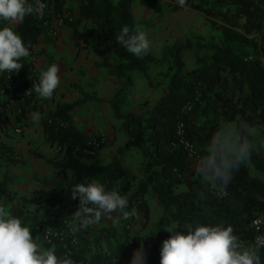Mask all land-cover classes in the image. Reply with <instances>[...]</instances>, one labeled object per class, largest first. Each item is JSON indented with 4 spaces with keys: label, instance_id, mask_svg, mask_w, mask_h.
<instances>
[{
    "label": "trees",
    "instance_id": "1",
    "mask_svg": "<svg viewBox=\"0 0 264 264\" xmlns=\"http://www.w3.org/2000/svg\"><path fill=\"white\" fill-rule=\"evenodd\" d=\"M46 1L43 16H26L13 28L28 47L29 54L40 35L49 29L51 21L58 19L72 28L76 46L107 41L115 54L117 71L125 77L126 85L131 84L134 71L150 80L148 67L155 58L150 54L138 58L116 40L122 26L127 25L135 31L132 0H78L77 13L66 7V0ZM139 3L155 12L182 8L198 11L219 31L216 41H197L194 65L189 69L184 68L181 56L182 52L189 50L188 40L168 49L164 54L168 58L167 69L163 72L168 78L167 86L149 114L124 113L123 91L116 92L112 104L114 114L123 121L128 137L125 146L138 148L144 156V180L130 192L132 184L119 159L114 158L105 165H87L80 161L82 157L93 156L85 152L84 148L90 144L69 117V112L79 102L58 106L43 122L46 141L58 147V154L46 161L52 163L59 173H64L66 168L72 170L74 181L67 195L72 196L71 188L76 184L99 180L106 190L114 189L126 196L127 209L135 208L142 214L145 224L150 218L145 195L151 189L162 207V215L154 232L141 237L148 254L147 264H159L162 241L174 231H185L186 225H231L241 241H252L256 235L252 222L261 218V234L264 236V180L253 177L248 167L250 163L255 170L264 173V152L256 150L252 136L251 158L234 173L223 193L191 170L192 159L182 142L193 143L200 158L210 137L224 122L242 123L250 128L259 125L264 131V0H187L184 7L177 0H139ZM81 22H84L82 28L79 26ZM204 49L206 53H203ZM200 50L203 52L199 53ZM8 75L7 72L0 73V128L3 127V114L7 112L6 102L11 94ZM29 84H33V80L24 85ZM190 102H193L192 108L184 112L183 108ZM25 113L24 107L15 116V122H19ZM199 118L200 122L195 121ZM179 121L183 124L182 136L176 133ZM180 185L185 188L177 192ZM78 202V198L73 199L72 205ZM56 206V203L50 204V208ZM63 222L62 212L52 218L48 210L41 230H44L43 223L59 230ZM173 228L176 229L171 230ZM135 240L118 255L96 252L87 263L122 262L132 252ZM52 241L57 255L62 258L63 243L53 236ZM44 245L50 247L46 242ZM260 255L261 264H264V249L260 250Z\"/></svg>",
    "mask_w": 264,
    "mask_h": 264
},
{
    "label": "crops",
    "instance_id": "2",
    "mask_svg": "<svg viewBox=\"0 0 264 264\" xmlns=\"http://www.w3.org/2000/svg\"><path fill=\"white\" fill-rule=\"evenodd\" d=\"M18 23L0 21V25L12 29ZM72 32L71 27L54 19L34 47L33 52H37L34 80L39 82L40 74L53 63L60 68L61 83L53 96H39L38 110L26 112L17 122L24 124L21 133H15L10 128L15 125L11 117L3 116V127L0 128V207L29 225L34 239L45 249L53 248V245H44L41 223L48 210L52 218L62 212L69 230L77 237L73 247L74 264H88V259L96 252L110 256L122 253L129 246L128 236L136 235L140 238L135 240L133 252L141 245L142 236L154 232L162 215V207L149 189L145 195L150 207L147 224L143 222L142 214L132 208L126 209L130 215L127 219L121 217L119 224L116 223L119 216L113 213L96 224L81 226L78 231H73L72 220L79 202L72 205L73 197L67 195V190L74 177L71 169L66 168L64 173H59L52 163L46 161L58 154V148L56 144L45 139L42 124L45 112L55 111L63 104L79 102L69 112L74 126L82 132L87 143L100 135L106 140L96 155L88 157V161H85L87 157H82L80 161L87 165H105L117 158L131 184L138 183L145 178L142 169L144 156L138 148L125 146L128 137L123 129L122 119L114 114V96L116 92L123 91L124 113L147 115L165 92L168 78L150 84L146 78H140L134 71L131 73V84L126 85L125 77L117 71L116 57L107 41L81 43L76 46ZM187 53L182 52L181 56L185 62L184 68L189 69L194 65V59L187 65ZM28 60L29 58H24L21 62L24 65L13 73L17 85L30 78L27 72L29 69L26 68ZM134 188L135 186L131 187ZM184 188V185H180L176 191ZM33 199L41 201H23ZM54 203L57 206L50 208V204ZM128 221L129 230L124 233L123 227ZM43 225L50 227L46 223ZM132 252L124 261L113 264H128Z\"/></svg>",
    "mask_w": 264,
    "mask_h": 264
},
{
    "label": "clouds",
    "instance_id": "3",
    "mask_svg": "<svg viewBox=\"0 0 264 264\" xmlns=\"http://www.w3.org/2000/svg\"><path fill=\"white\" fill-rule=\"evenodd\" d=\"M177 3L184 7L187 0H177ZM44 8L41 0H0V21L22 22L32 14L43 16ZM116 40L138 58L150 50L147 35L127 25L122 26ZM28 56L29 49L21 36L11 27L0 25V73L18 71L24 65L21 59ZM59 72V66L53 63L40 74L35 92L41 98L53 96L61 83ZM253 134L254 130L246 124L222 123L196 162L200 177L223 193L234 173L251 158ZM71 193L73 199H79L72 220L73 231L96 224L116 212L124 219L130 215L126 211L127 198L117 190H106L99 181L76 184ZM184 228L185 231H174L162 241L159 264H261L264 237L245 244L231 225L200 223ZM147 260V250L141 243L132 252L128 264H147ZM0 264H74V261L70 254L61 258L55 248H43L34 239L29 225L0 207Z\"/></svg>",
    "mask_w": 264,
    "mask_h": 264
},
{
    "label": "rangeland",
    "instance_id": "4",
    "mask_svg": "<svg viewBox=\"0 0 264 264\" xmlns=\"http://www.w3.org/2000/svg\"><path fill=\"white\" fill-rule=\"evenodd\" d=\"M113 1H117V0H113ZM44 2L45 4H47L46 0H44ZM66 6L72 8L74 13H77L79 8V1L76 0L75 2H72V0H66ZM132 12L135 19V31L138 29L140 31H143L147 35V37L150 40V50L147 54H150L155 58V62L150 64L148 67V74L150 77V80L148 81L150 82V84L151 83L155 84L165 79L163 72H165L167 69L166 61L168 60V58H166L164 54H166L168 49H170L174 44L176 43L183 44L187 40L188 42H190L188 53L185 54V61L188 65L194 59V55L196 54L195 51L197 48L196 44L198 43L197 42L198 40L204 42L216 41L217 38L219 37V31L210 24V22L205 18V16L202 13L189 8H182L176 11L163 9L161 12H155L153 10H148L144 8L139 3V0H132ZM83 25L84 22H81L79 25L80 28H82ZM202 52H203L202 50L199 51V53ZM206 52L207 50L204 49L203 53ZM27 58H29V60L26 63L27 66L26 68L29 69V71L27 72L29 73L28 75L30 76L28 81L33 80V84H29V85H32L34 88L35 100H34V104L30 103V105L27 106L25 103L27 100L23 103L20 100H18L16 97H8V100L6 102L7 112H5L3 116L11 117L12 121H15L14 120L15 116L19 114L24 107L26 108V112L32 110L37 111L39 108L40 97L39 94L35 92V86L38 84V82L36 81V79L34 80V75H35L34 64L36 62L35 58H37V52L30 53ZM137 74L139 75L140 78H145V76H143L141 73L137 72ZM8 76H9L8 81L10 87L13 90L20 91L25 87L24 85L25 81L20 82L18 85L15 84L13 73L11 74L9 73ZM32 106L34 107L32 108ZM52 112L53 110L49 112H45L44 115L45 118H43L42 121L44 122L45 120H47L51 116ZM195 121L200 122L201 119L200 118L195 119ZM23 126L24 124L15 122V125L14 124L11 125L10 128H12V130H14V132L16 133L15 129L16 128L23 129ZM252 129L254 130V134L252 135V141L255 145L256 150L264 152L261 146V142L264 138L263 127L257 125L254 126ZM88 159H89L88 157L85 158V161H88ZM198 159H199V154L197 153V157L192 159L193 167L191 168V170L195 174L198 173V171L196 170V162ZM248 167L250 170V174L253 177L264 180V173L255 170L250 163H248ZM139 183L140 182L132 183V187L135 186V188L131 189L130 192L135 190L138 187ZM116 215L119 216L116 219V223L119 224L122 216L120 213L118 214V212H116ZM128 225H130V221L126 222L124 225L123 227L124 233L128 232L129 230V228H127ZM112 228L115 229L114 227ZM46 230H50V227H44L43 232H45ZM43 232L41 233L43 234ZM128 238H129L128 244H130L132 240L139 239V236L136 235L132 237L128 236Z\"/></svg>",
    "mask_w": 264,
    "mask_h": 264
},
{
    "label": "built area",
    "instance_id": "5",
    "mask_svg": "<svg viewBox=\"0 0 264 264\" xmlns=\"http://www.w3.org/2000/svg\"><path fill=\"white\" fill-rule=\"evenodd\" d=\"M41 2L45 5V8H46V4H45L44 0H41ZM9 88L11 89V94H9V97H16L18 100H20L23 103L27 100V101H29V105H30V103L34 104V100H35L34 99V88L32 85H27L23 89H21L20 91H15L10 86H9ZM262 100L264 102V92L262 94ZM192 106H193V102L188 103L183 108V111L184 112L189 111L192 108ZM15 131H16V133H21V128H16ZM176 133L178 136H182L183 124L180 121L177 124ZM182 142L185 145V147L187 148L190 159H194L195 157H197V151L195 149L194 144L184 142V141H182ZM105 143H106L105 137L103 135H100L98 137H95L89 143L90 146L88 148H84V150L88 155L94 156L103 147V145ZM261 146H262V149L264 150V138L261 142ZM252 226L254 228L256 235L254 236V239L252 241H242L245 244H253V243H255V241L258 237H264L261 234V227H262V219L261 218H257L255 220H253ZM52 236L59 238L60 241L63 243L62 258L64 256H67L70 254L71 258L73 259V247L77 242V237H76V235L73 234L72 231L69 230L66 220H64L63 226L59 230H55V229L50 228V230H46L45 232H43V234H42L43 242H46L49 245H53L54 242L52 241Z\"/></svg>",
    "mask_w": 264,
    "mask_h": 264
}]
</instances>
